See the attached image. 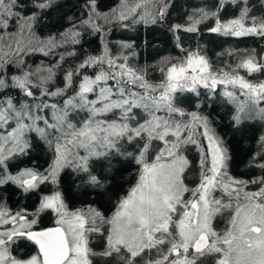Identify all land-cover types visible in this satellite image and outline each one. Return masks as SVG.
Masks as SVG:
<instances>
[{
  "label": "snow or ice",
  "instance_id": "snow-or-ice-1",
  "mask_svg": "<svg viewBox=\"0 0 264 264\" xmlns=\"http://www.w3.org/2000/svg\"><path fill=\"white\" fill-rule=\"evenodd\" d=\"M57 5L0 0V190L36 196L14 209L0 191V264H264V132L246 165L258 174H232L199 99L204 89L234 105V131L264 122V79L253 78L264 76V44L224 49L215 55L235 59L216 65L199 43L209 22L210 34L264 42V0H199L176 18L174 0H78L60 29L42 33ZM138 25L165 29L176 54L134 62L136 41L110 35ZM37 142L47 167H19ZM188 146L199 154L192 187ZM117 159L136 168L122 191Z\"/></svg>",
  "mask_w": 264,
  "mask_h": 264
},
{
  "label": "trees",
  "instance_id": "trees-1",
  "mask_svg": "<svg viewBox=\"0 0 264 264\" xmlns=\"http://www.w3.org/2000/svg\"><path fill=\"white\" fill-rule=\"evenodd\" d=\"M176 7L172 9L173 18L180 16L185 10L186 6L190 3H198L199 0H174ZM256 2V0H254ZM78 3V0H58V5L54 7L51 12L48 14L46 21L44 22L43 27H41L40 31L42 33H48L50 31H57L60 29L61 24H63V20L61 17L67 13L71 14L72 12H76L77 9L75 5ZM103 6H110L112 0H101ZM257 7L259 5L257 4ZM232 14V9H229L224 13L225 18ZM259 14V13H257ZM211 22L208 25L202 26V38L199 39V43L204 46V49L210 59L216 65H220L224 61H234L233 58L225 57H217L215 54L218 52H222L227 48H253L258 47L260 44H264V42L256 41L252 38H244V39H234L218 36L216 34H210L206 31V27L210 26ZM110 38L112 40L117 39H132L136 41L137 48L136 51L138 53L137 59L134 62H138L143 65L145 63L152 64L157 60L160 56L172 53L176 54L175 49L173 48L170 34L163 28L159 26L149 27L147 29L142 25L137 26V31L135 32H119L115 31L111 33ZM87 43L85 47L91 48L95 50L98 46V41L92 37L84 38ZM147 40L148 43L145 44L144 41ZM37 61L40 59L36 58ZM150 76L153 80L159 79V73L154 72L150 73ZM254 79H264V76L260 74H256ZM202 95L199 98L202 101L201 107L205 114L211 113L212 119L215 121V127L217 129L218 134L227 142V145L230 149V154L232 156V160L230 162V169L232 174L234 175H256L258 174L257 170L249 169L246 167L247 161L250 158V155L254 151L255 138L258 137L261 132H264V122L257 119H249L245 122L242 127V131H234L230 126L229 116L232 114L234 110V105L228 103L225 98L217 92L211 98H208L207 90H200ZM185 99L184 107L191 109L192 106L196 102V98L193 94H185V97H181ZM264 106V105H262ZM131 150V149H130ZM187 153L189 158L192 160V167L187 172L185 180L186 183L192 187L197 182L198 176V161L199 154L194 146H188ZM50 159V154L47 152L46 148L43 144L39 142L33 148V151L30 153V159L25 158L24 163L20 164L19 167L29 166L31 164H37L41 168L47 167V161ZM114 163V168L112 171V183L114 188L117 191H122L126 188L128 183L132 180V177L135 174L136 168L135 164L132 161H125L123 159H117ZM134 178V177H133ZM70 183V179L65 177V184ZM50 188L49 186L45 191ZM4 191L9 197L10 205L15 209L19 205H28L31 206L35 201L36 196L31 195L27 198L23 197L17 192L10 191L7 189L0 190ZM105 207H108L105 204ZM50 220L49 217L43 221ZM216 225L218 228L224 227V220L222 217L217 218Z\"/></svg>",
  "mask_w": 264,
  "mask_h": 264
},
{
  "label": "flooded vegetation",
  "instance_id": "flooded-vegetation-1",
  "mask_svg": "<svg viewBox=\"0 0 264 264\" xmlns=\"http://www.w3.org/2000/svg\"><path fill=\"white\" fill-rule=\"evenodd\" d=\"M134 175H135V174H134ZM133 177H134V176H133ZM133 177H132V179H131L132 181H133V179H134ZM132 181H131V182H132ZM48 186L51 187V185L42 186V190H43V189H46ZM128 186H129V183H128V185L126 186V188H127ZM126 188H125V189H126ZM44 191H45V190H44ZM47 217H48L47 215H45V216L42 217V223H43L44 226H48V225L51 223V220H48V221H46V222L43 221V220L47 219ZM21 247L23 248V246H21Z\"/></svg>",
  "mask_w": 264,
  "mask_h": 264
}]
</instances>
